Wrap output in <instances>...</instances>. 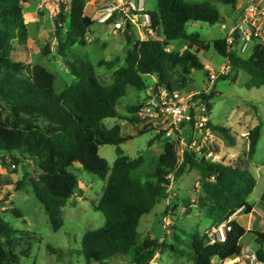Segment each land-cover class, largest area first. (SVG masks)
I'll return each instance as SVG.
<instances>
[{"label":"trees","instance_id":"1","mask_svg":"<svg viewBox=\"0 0 264 264\" xmlns=\"http://www.w3.org/2000/svg\"><path fill=\"white\" fill-rule=\"evenodd\" d=\"M28 1L0 0V153L8 154L13 162L7 164L1 156L0 166L8 170L10 166L15 168L23 163L27 170L31 163L37 172L36 178L25 173L16 182L15 190L28 186L43 206L52 230L57 231L63 225L62 208L78 184L69 168L79 164L105 184L94 206L103 215L104 224L86 231L80 241L84 264H107L108 260L119 256L130 257L132 264H150L161 247H167L179 256L185 254L180 247L158 244L148 237L140 242V220L160 202L170 186L167 178L170 174L173 179H178L186 171L195 170L199 175L200 189L205 194V200L199 205L204 209L206 219L216 226L228 222L230 230L226 231L223 242H211L207 235L198 232L189 235L187 258L192 264H213L215 257L222 263L240 257V240L247 232L229 218L239 209L244 215L251 213L252 206L247 200L256 187L254 176L246 168H240L244 165L243 159H238L235 164H225L185 155L181 165L175 168L174 144L166 142L156 158L154 170L147 174L155 178V182H140L131 177V172L141 166L142 157L130 159L119 148L132 136L122 134L118 124L107 129L102 122L116 118L141 124L135 116L141 104L128 107L130 116L126 117L116 110L127 88L144 91L148 88L144 77L155 76V91L164 89L169 93H182L193 71H206L197 54L209 49L227 61L232 71L240 70L249 76L247 88H260L264 86V43L255 44L248 57L228 51L224 38L204 44L197 41L196 35L186 33V25L190 22L218 23L219 12L211 2L155 0L154 10L146 14L150 29L159 30L162 39H131L125 33L127 51L124 65L114 71L112 85L104 87L99 83L91 62L67 60L66 51L76 45L84 46L86 34L94 24L90 17L84 15L86 0H69L67 11L61 6L62 19H55V36L58 55L65 60L75 81L57 94L55 75L45 66L25 60L29 50L23 7ZM216 1L232 8L239 0ZM66 17L69 31L66 41H60L59 32ZM114 18L112 15L105 22L111 23ZM130 26L127 23V27ZM177 40L188 41L189 44L196 40L200 45H188L182 52L169 49L171 42ZM103 64L98 63L97 67ZM221 78L224 77L221 75ZM211 96V93L201 92L194 99L209 102ZM209 127L229 146L235 144L229 130L213 126L210 122ZM261 129L262 123L259 122L248 132L247 158L250 161ZM147 130L138 129L137 134ZM105 145L116 147V158L111 168L99 156V147ZM248 232L255 236L259 245L254 252L256 259L264 263V233ZM173 237L178 239L175 234ZM35 239L29 233L13 231L0 222V264H17L19 258L14 252L17 248L21 249L22 256L27 257L30 242ZM48 250L54 252L53 249Z\"/></svg>","mask_w":264,"mask_h":264},{"label":"rangeland","instance_id":"2","mask_svg":"<svg viewBox=\"0 0 264 264\" xmlns=\"http://www.w3.org/2000/svg\"><path fill=\"white\" fill-rule=\"evenodd\" d=\"M141 1L144 3V12L138 10L137 0H98L87 5L84 9V15L94 19L102 17L105 13L104 10L113 3V5H116V8L112 13V15H115L112 23L119 21L122 25L121 30L124 29V31L132 35L134 34V36L137 35V28L140 29L145 40L148 38L147 36L150 37L149 32L146 31L150 27H142L144 24L142 16L144 13L154 10L155 0ZM184 1L187 3L209 1L219 12L220 19L214 27L202 22L196 25H193L192 22L188 24V30L200 33V37L196 34V39L204 44L223 37L222 30L226 32L227 27L221 21H225L237 13L241 14V9L244 7L243 2L244 4L251 3L250 0H239L235 7L230 8L219 4L216 0ZM262 6H264V3H262ZM118 15H120V18L117 17ZM41 20V43L44 42L45 44H42L41 49L35 45L30 51L31 57L25 60L27 63L30 61L33 64L43 65L52 72L55 75V92L60 94L66 86L75 80L70 74L65 60L57 52V39L55 36V26L57 23L54 19L52 21L46 13L43 14ZM127 23H130V28L127 27ZM68 24V17H66L63 26L60 28V41H66L69 31ZM113 29L111 24L95 23L91 28V33H93V36H97L99 42L105 41L106 46H102L101 48L95 44H90L86 47L76 45L66 51L67 60L70 62L88 61L93 64L96 62L104 63L102 66L96 67L95 70L99 83L104 87L112 85L113 73L117 68L124 65V54L126 53L123 35L119 33L113 34ZM153 33V37L155 38L157 34L154 31ZM197 41H192L190 44L188 41L183 40L173 41L169 49L182 52L188 45L199 46L200 44ZM252 45L248 46L245 55H238L248 57ZM192 50H195V47ZM197 56L202 62L208 63L216 70L217 64L223 61L212 49H209L207 53L200 51ZM207 73L204 70L193 71L189 76L187 88L182 94H199L204 89H208V93L212 95L209 100V118L213 126L229 130V133L232 132L231 136L235 140L238 137V141H241L240 134L242 132L238 134L239 130H242L240 129L242 128L241 126L248 133L259 122L262 123L260 138L252 160H248L246 152L240 153L238 158L243 159L246 169L256 180V187L248 200L253 208V214L250 217L240 214L238 220L241 226L245 227L250 218H253L254 222L252 221V223L255 224V227L253 226L251 231H257L258 228H264V220L260 219L263 216L261 205H264L260 201V196L264 193V86L260 88H247L246 83L249 80V76L243 71H232L231 75L229 73L228 75H222L224 78H221V75H217V79L210 84ZM144 79L148 87L146 90L137 91L132 87H128L125 96L117 104L116 110L121 116H130L128 114V107L139 104L143 106L150 97L157 79L155 76H146ZM135 116L141 121V124L128 123L116 118L105 119L102 123L107 129L118 124L121 127L122 134L132 136L130 140L119 146L122 153L130 159L135 160L138 157H142L143 162L141 166L131 172V177L140 182H155V178L148 177L147 174L152 173L154 170L156 158L162 151L163 145L166 142H173L175 138H167L163 134L159 135V129L153 123V119H148L144 116L140 117L138 113ZM142 128L149 130L143 134H137V130ZM181 131V136L185 139L191 135L189 126H185ZM214 134L217 138L214 140L215 150L220 153L224 163H238L237 158L233 159V162H230L231 159L224 152L223 148V145L226 146L228 144L218 134ZM244 143L242 144V151H246L245 145L248 144V142ZM115 151V146L105 145L99 147V156L107 161L109 168L113 166L116 158ZM1 156L4 157L7 164L13 163L8 154L1 152ZM25 169L23 163H19L15 168L10 166L8 170L0 166V222L6 224L13 231L29 233V235L36 238L30 242L29 255L27 257L20 254V248L14 250L19 258L17 264H84V259L80 252V241L86 231L98 229L104 224L103 215L99 211H96L94 206L100 199L105 184L96 176L84 171L79 164H73L69 170L77 178V188L73 191L72 197L66 202L65 207L62 208L63 225L59 230L53 231L43 206L36 199L31 189L28 186H24L15 190L16 182L25 173L32 178L37 177L36 168L33 164L29 163L27 170ZM13 170L15 172L10 173ZM172 182L174 188H179L180 193L176 192L174 188L171 189L170 193H176V197L174 198L181 197L182 205L177 206V208L171 211L169 215L171 224L166 232L163 231L162 217L166 215L165 210H167L165 206L167 195L164 193L160 202L153 210L149 214L144 215L140 220L138 227L141 235L140 242L146 237L150 238L152 235L158 244L180 247L181 251L185 254L182 256L175 255L169 248L161 247L163 255L160 258H156V264H191L189 259H187L190 252L187 246L189 235L195 232H201L206 235L211 229H217V226L213 224L211 227L209 226L210 221L205 219V211L199 205L200 202L205 200V194L200 189L199 176L195 170L186 171L178 179L174 178ZM173 234L178 239H174ZM254 238L255 236L252 233L245 234L243 243L254 245ZM48 248L53 249L54 252H50ZM107 264H132V261L128 256H119L108 260Z\"/></svg>","mask_w":264,"mask_h":264},{"label":"built area","instance_id":"3","mask_svg":"<svg viewBox=\"0 0 264 264\" xmlns=\"http://www.w3.org/2000/svg\"><path fill=\"white\" fill-rule=\"evenodd\" d=\"M67 0H42L40 3L41 8L45 9L49 18L53 21L59 18L61 6H64V11H67ZM251 3L245 5L241 10V15L238 21L233 25L232 31L226 37L227 49L236 54L245 55L250 44H255L264 41V6L259 1L250 0ZM137 8L140 12H144L143 2L137 0ZM116 5L110 4L104 10V15L99 18V22H105L112 16ZM120 18V15H119ZM144 26H150L149 17L146 13L143 14ZM135 19H137L135 17ZM132 21V19H131ZM119 21L114 23V29H121ZM228 66L229 63L225 61ZM229 67H223L222 73H226ZM217 74L211 72L208 74L209 83H213L217 79ZM203 92L208 95V89ZM197 93L184 95L182 93H169L164 89L155 91L152 89L150 97L146 100L145 104L137 112L138 115L144 116L148 119H153L155 126L159 129V133L167 138L174 137V151L176 154V167L178 168L185 155L196 156L199 159H205L211 163H223L224 160L220 153L215 150L214 140L217 139L212 129L209 127V114L210 105L208 101L194 99ZM189 126L191 135L185 139L181 136L182 129ZM242 139H248V133H241ZM170 184L173 181V175L167 177ZM166 189V215L162 217V230L167 231L171 224L169 209L171 202V194ZM240 210V209H239ZM230 230L228 222L217 226V229H211L207 233V238L213 241L225 240L226 231ZM235 260H228L223 264H264L259 262L254 253L245 251L240 257L234 258Z\"/></svg>","mask_w":264,"mask_h":264},{"label":"crops","instance_id":"4","mask_svg":"<svg viewBox=\"0 0 264 264\" xmlns=\"http://www.w3.org/2000/svg\"><path fill=\"white\" fill-rule=\"evenodd\" d=\"M41 1L42 0H29L25 5H24V7H23V19H24V23H25V25H26V27H27V31H28V39H27V47H28V50H29V55H28V57H31V54H30V51H31V49L35 46V45H37V47H39V49H41L42 48V44H45L44 42L43 43H41V40H42V36H41V22H42V20H41V18L43 17V14L44 13H46V14H48L47 13V11L45 10V9H43V8H41V6H40V3H41ZM68 1L69 0H67L66 1V3H65V5H66V8H67V4H68ZM98 0H86V4H85V8L87 7V5L89 4V3H91V2H97ZM243 1V0H242ZM257 1V0H256ZM259 1V3H264V0H258ZM144 4V3H143ZM245 5H247L246 3L244 4V2H243V6H245ZM84 8V9H85ZM238 8H240V7H238ZM242 10V9H241ZM240 15L241 14H239V13H237V14H235V15H233V16H231V18H229V19H226L225 21H221V23H225V25H226V27H227V31L226 32H224V30H222V34H223V37H219L220 39L221 38H224V39H226V37L228 36V34L230 33V31H232V27H233V25L238 21V19H239V17H240ZM89 17V16H88ZM118 18H119V15L117 16ZM93 21H94V24L95 23H97V24H111L112 26H113V28H114V23L115 22H111V23H107V22H99V18H92V17H90ZM137 18V17H136ZM191 23V22H190ZM190 23H188V24H190ZM197 23H200V22H192V24L193 25H196ZM93 24V25H94ZM188 24L186 25V33L187 34H192V35H199V37H200V33H195V31H189L188 30ZM92 25V26H93ZM217 25V23L216 24H214L213 25V27L214 26H216ZM92 26L90 27V29H89V31H88V33L86 34V37H85V41H86V44L84 45V47H86L87 45H90V44H92V45H98V46H100L101 48H102V46H106V42L105 41H102V42H99V39L97 38V36H93V33H91V28H92ZM223 27V26H222ZM137 35L136 36H134V34L132 35L131 33H129V32H126V31H124V29L123 30H121V29H119V30H115V29H113V31H112V33L113 34H116V33H119L120 35L122 34L123 35V37H124V34L125 33H127V34H129L131 37H134L135 39H137V38H139L140 40H144V36H143V33L141 32V30L140 29H138L137 28ZM146 31H148L149 32V34H150V37L152 38V39H158V40H161L162 39V37H161V35H160V31L159 30H155L154 32H155V34H157V36L154 38L153 36H154V33H153V30H151V29H146ZM219 31H221V30H219ZM263 32H264V25H263ZM92 35V36H91ZM148 38H150L149 36H147ZM132 39V38H131ZM123 41V40H122ZM123 43H124V45H125V51H127V45H126V42H125V39H124V41H123ZM259 43H264V41L263 42H259ZM257 44V43H256ZM91 45V46H92ZM255 44H253L252 45V48H253V46H254ZM73 48V47H72ZM252 50V49H251ZM207 53V52H206ZM251 53V52H250ZM124 55H126V53L124 54ZM238 55V54H237ZM199 58V57H198ZM200 60V59H199ZM30 62V61H29ZM200 62L202 63V65H203V67H204V69L208 72L207 74H209L210 73V71L211 72H215L218 76L219 75H228V73H229V75H231V72H232V70H231V68H229V70L226 72V73H222V69H223V67H229L228 66V64L225 62V61H222V62H220L219 64H217V70L215 69V68H213V66L211 67L208 63H206V62H202L201 60H200ZM93 64V63H92ZM98 63L96 62L95 64H93L94 66H95V70H96V65H97ZM233 71H240V70H233ZM96 75H97V73H96ZM248 82V81H247ZM263 87V86H262ZM210 123H211V121H210ZM212 124V123H211ZM120 126V125H119ZM242 128H240V129H242V130H239V132H238V134H240L241 132H245L246 130H243L244 129V127L243 126H241ZM120 130H121V127H120ZM232 133V132H231ZM230 133V135H232ZM245 133H247V132H245ZM161 134V133H160ZM237 134V135H238ZM235 135H236V133H235ZM244 142H248V139H242L241 141H238V137H237V140H235V144L233 145V146H229V145H223V148H224V152L227 154V156L231 159V161L230 162H233L232 160L233 159H235V158H237V160H238V158H239V155H240V153H243V152H246V155H247V150H248V144L247 145H245V148H246V151H242V144H245ZM226 149V150H225ZM223 154V153H222ZM196 157V156H195ZM229 164H232V163H229ZM233 164H235V163H233ZM240 168H246V166L245 165H240ZM192 171V170H191ZM197 172V171H196ZM199 176V175H198ZM104 187H105V185H104ZM104 187H103V189H104ZM174 188V186H173V182H171V184H170V186H169V192L171 191V189H173ZM174 190H176V192H179L180 193V190H179V188H177V187H175L174 188ZM171 195V202H170V206H169V209L171 210V211H173L174 210V208H177V206H180V205H182V199H181V197H178V198H174V197H176V193L175 192H173V193H170ZM250 197V196H249ZM249 197H248V200H249ZM247 200V201H248ZM260 201H262L263 203H264V193H262L261 194V196H260ZM248 203H249V201H248ZM262 206V214H263V216L262 217H260V219H263L264 220V205H261ZM166 211V210H165ZM240 214H243L242 213V211L241 210H237L230 218H229V220H235L238 224H240V222H239V220H238V216L240 215ZM253 214V208H252V211H251V213L250 214H248V215H246V216H248V217H250L251 215ZM173 215V214H172ZM206 219V218H205ZM259 219V220H260ZM208 220V219H207ZM210 221V220H209ZM252 221L254 222V220H253V218H250V220L248 221V223H247V225L245 226V227H243L245 230H246V234H248V233H250V232H248V231H251V228L255 225L254 223H252ZM224 223H226V222H224ZM223 223V224H224ZM213 223L210 221V227H211V225H212ZM214 225V224H213ZM241 225V224H240ZM255 227V226H254ZM253 232H260V233H264V228H262V229H257V231H253ZM199 233V232H198ZM199 234H202L201 232L199 233ZM173 236V235H172ZM245 236V235H244ZM244 236L241 238V240H240V245H241V254H244V252L245 251H249V252H252V253H254L258 248H259V245L256 243V241H255V238H254V245H250L249 243H243V238H244ZM174 238V237H173ZM150 239H153V237H152V235L150 236ZM174 239H176V238H174ZM160 241V240H159ZM172 251V250H171ZM174 253V252H173ZM165 254V253H164ZM163 255V252H162V249L155 255V257L153 258V260L150 262V264H156L155 263V261H156V258L157 257H161ZM176 255V254H175ZM188 259V258H187ZM232 260V259H231ZM233 260H235V259H233ZM217 262V264H223L222 262H220V260L217 258V257H215L213 260H212V263L213 264H215ZM226 262V261H225ZM224 262V263H225ZM192 264V263H191Z\"/></svg>","mask_w":264,"mask_h":264},{"label":"water","instance_id":"5","mask_svg":"<svg viewBox=\"0 0 264 264\" xmlns=\"http://www.w3.org/2000/svg\"><path fill=\"white\" fill-rule=\"evenodd\" d=\"M59 18H60V19H62V15H61V16H59ZM60 21H61V20H60Z\"/></svg>","mask_w":264,"mask_h":264}]
</instances>
